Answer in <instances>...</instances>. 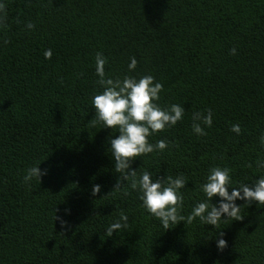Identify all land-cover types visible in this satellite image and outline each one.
I'll list each match as a JSON object with an SVG mask.
<instances>
[{"label":"trees","instance_id":"1","mask_svg":"<svg viewBox=\"0 0 264 264\" xmlns=\"http://www.w3.org/2000/svg\"><path fill=\"white\" fill-rule=\"evenodd\" d=\"M4 2L0 264H264V204L237 201L240 221L196 219L165 230L130 182L113 191L112 130L94 121L91 103L102 91L95 74L102 52L106 74L152 75L163 84L162 106L185 107L181 122L149 138L168 147L132 164L153 178L183 174L184 215L203 199L200 185L212 167L232 169L233 187L254 183L264 176L257 167L264 161V0ZM132 57L138 63L128 73ZM208 109L213 125L198 137L192 115ZM36 163L48 175L26 184L25 169ZM96 184L101 191L93 195ZM122 214L127 227L106 236Z\"/></svg>","mask_w":264,"mask_h":264},{"label":"clouds","instance_id":"2","mask_svg":"<svg viewBox=\"0 0 264 264\" xmlns=\"http://www.w3.org/2000/svg\"><path fill=\"white\" fill-rule=\"evenodd\" d=\"M6 4L0 0V30L6 29ZM35 26L27 23L26 28L32 30ZM231 55L236 54V49L230 50ZM45 58H50L51 50L44 53ZM135 57L130 58L128 73L135 71L137 67ZM108 58L102 52L95 55V74L98 77L96 83L102 91L92 97L91 103L95 110L94 121L103 125V128L111 129L109 138L110 152L114 161V170L119 174L114 190H119L121 184L130 182V187L140 193L141 206L151 216L160 221L163 229H174L181 223L191 224L198 219L202 224L216 226L222 219L229 217L240 221V209L244 204H264V176L254 183H240L233 187L232 169L228 167H212L209 169L204 182L200 185L203 199L198 201L191 212L183 213L184 189L189 181L183 174L175 178H153V173L144 170L138 173L132 164L138 157L147 156L154 152H163L168 147L166 140L150 142L149 138L174 127L181 122L185 115V107L180 104L162 106L159 101L163 92V84L152 75L136 77L130 74L112 76L106 74L105 66ZM213 125V112H194L192 115V131L195 135H206L205 128ZM113 130L115 135H113ZM231 131L240 134L239 124H233ZM114 137V138H112ZM264 145V136L261 138ZM41 163L33 164L25 169L23 177L26 184L39 181L48 175V169L41 170ZM258 168H264V161H257ZM119 181V183H118ZM101 186H93L92 194L100 193ZM216 203H213V200ZM237 201H244L238 205ZM57 211V209H56ZM70 214V210H66ZM60 217H55V220ZM128 217L121 215L119 220L110 224L105 235L112 237L118 230L127 227ZM61 226L67 227V223L61 220ZM216 247L223 250L227 247V241L223 239V233L219 234Z\"/></svg>","mask_w":264,"mask_h":264}]
</instances>
